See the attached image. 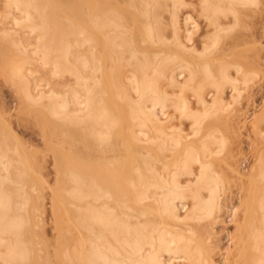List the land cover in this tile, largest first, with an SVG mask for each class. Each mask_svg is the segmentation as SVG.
<instances>
[{
	"label": "bare ground",
	"instance_id": "1",
	"mask_svg": "<svg viewBox=\"0 0 264 264\" xmlns=\"http://www.w3.org/2000/svg\"><path fill=\"white\" fill-rule=\"evenodd\" d=\"M2 2L0 74L74 157L54 155L59 236L42 262L45 198L33 200L32 152L0 104V264H216L211 238L234 182L223 166L244 197L230 259L264 264V107L247 172L215 124L264 72L254 41L241 46L264 0L63 2L77 21L65 9L67 20L51 18L59 0Z\"/></svg>",
	"mask_w": 264,
	"mask_h": 264
},
{
	"label": "rangeland",
	"instance_id": "2",
	"mask_svg": "<svg viewBox=\"0 0 264 264\" xmlns=\"http://www.w3.org/2000/svg\"><path fill=\"white\" fill-rule=\"evenodd\" d=\"M2 1L0 2V10H1L0 12L4 11L3 10L4 9V4H3L4 2H2ZM65 1H68V0H62V1L59 0V7L61 5L60 8H62L63 12L59 9V7H57V9H59L60 12H59V10H56V8H53L50 11V16L52 15L51 18L54 17V19H56L59 17L58 20L64 21V19H61L60 16H62L64 14V9H65V11L67 10L68 5L65 6V3H63ZM71 1H73V0H71ZM84 2H85V4H87L86 3L87 0H84ZM86 7H87V5H83L84 9H86ZM262 8L264 9V7H262ZM54 9H55V11H53ZM68 9H69V7H68ZM70 10H71V8H70ZM70 10L66 11V14H68V16L74 17L73 19L76 18L75 19L76 21H77V19H82L83 14L81 16L80 15L77 16L74 13V15H73V11L71 10V12H70ZM83 11H85V10H82V12ZM261 11H262V13H261L262 17H261V15L256 13L255 17L252 16L253 18L250 19L253 21V22H251L250 25H252V26H250V27H255L252 29L250 28V30H251L250 32H252L251 37L253 39L252 38L251 39L246 38V43L241 45V46H243V48L245 49L244 45L254 41V44L251 43L249 45L252 46V44H253V46H254L256 44V46H258V47H255V48L256 49L260 48L259 53L261 52L260 53L261 58H262L261 62L263 65L264 64V58H263L264 57V10H260V12ZM54 12L59 13L58 15L55 13V15L57 17L54 15ZM64 15H63V17L67 18V16L66 15L64 16ZM72 17H70V18H72ZM66 22H64V23H66ZM253 32L255 33L254 37H253ZM31 40L33 41L34 39H31ZM247 41H248V43H247ZM256 41H257V43H255ZM258 41L261 43H258ZM257 44H259V45H257ZM251 46H249L250 49H252ZM246 47L249 48L247 45H246ZM238 48H242V47H238ZM243 48L240 49L239 52L242 50V51L248 53L247 48H246V51L243 50ZM253 49L250 50L249 53L254 51ZM35 65L38 66V67H36L37 69L40 68L38 70L42 69V72H43V73L41 71L38 72V74H37L38 76H39V73L43 74L42 77H44V75H46V78L50 76V74L48 73L49 70L47 67H45V69L43 70V68L41 67L42 65L40 66L39 63H35L34 67H35ZM263 68H264V65H263ZM263 74H264V72H263ZM263 74L260 76V78L257 79V81H255L256 83H251L245 87V91H244V95L241 99L242 100L241 103H238V104L232 103V106L230 107V109L227 112L228 117L225 118V120L228 118L227 119L228 121H226V123H225V120L222 119L223 121L218 120V122L215 123V124L221 123L220 125L222 127L220 125L219 126L222 128L224 134L227 135L229 138L228 139V145L230 146V151L232 149V153L234 152L233 153L234 158H232V159H235V160H233L234 161L233 164H235L234 166H239V164H240V166L238 168L240 169V167H241V169H243L242 171H244V169H246L245 172H247V169L250 168L251 165L253 164L252 162H254L255 157H253V156H255V155H252V154L256 153V150H259V148H258L259 145L262 147V144H263L260 142L261 139L257 135H256V137H258L260 139L259 145L257 146L256 142H253V140L256 137H254V139H252L253 136H255L254 135L255 133L253 134L252 133L253 131H251V129H252V125H251L252 122L251 121H253L255 116H258L260 114V112H262L264 110L263 109V107H264V75ZM3 78H4L3 75H1L0 76V104L4 106L6 112H9V115L11 114L10 115L11 116L10 121H11V124H12V127L14 129L16 137H18L21 140H24L25 143L27 142L26 143V145L28 146L27 148L30 151V153L32 152L31 153V157H32L31 162H32L33 169H34V167H36L35 168L36 170L34 169V173L36 175L34 173L32 174V176H31L32 179L30 180V182L33 184L35 183L33 187H35V189H37L39 187V190L37 189L36 191L35 190L33 192L31 191V193H33L32 195L34 197L33 198L34 201H38V199H40V202H42V201L44 202V204L42 202V205H44L43 210H45V211L43 212L44 215L41 218L42 219L41 220L42 222L40 223L41 228L37 229L38 234L37 235L35 234L33 236V239H34V241H35V239H37V240L39 239V241L36 240V242L39 244H40V242L42 243V241L44 239H45L44 241L47 242V244H46L43 241L44 244L46 245V247H44L45 246L44 244L43 245L40 244L41 247H39V245L36 246V247H38L37 252H40L42 249H44V250H42L44 252L41 251L42 254L40 253L42 256L41 257L42 262L44 260H46L45 256L47 255L48 252L50 255V256L47 255V256H49L48 260H53V259H55V258H53V256H55V255H53V253L55 254V252H56L55 247H57V246L54 247L56 242H53V241L57 240L56 238H58V236H59V228H56L57 227V225H56L57 221L55 219L56 216L55 217L53 216L55 213L53 210L54 208L52 207L55 204V202L53 201L55 199H52L55 197V196H53V194L55 195L54 191L58 189V187H57L58 185L56 182L58 180L57 179L58 177H57V169L55 166V164H56L55 161L57 160V158L61 157V155L64 156V151L62 152V150H65V149H68L67 151L65 150V156H64L65 158L64 159L67 158L66 161L70 162L69 157H71V156L74 157V155L72 153L68 152L69 147H65L63 149L61 147V144L59 143V139H57V138L54 139L55 137L58 136L57 134H59V130H58V128H56L55 130L51 129V128H54V126L52 125L53 124L52 121L47 120V122L52 123L51 124L52 127H50V125L46 122L45 119L37 118V116H35L34 112H31L30 115H27V116L23 115L21 113V109H20V105H19V101H18L19 99H18L16 92H14V90L11 89V87L4 81ZM49 78L52 79L53 77H49ZM56 78L53 79L52 81L57 83L58 81H56V80H59L58 79L59 77H56ZM66 79H67V81H66ZM66 79H65L66 82H70L68 79L71 80L72 78L69 77ZM72 81H71V83H72ZM53 82H52V84L55 85V83H53ZM229 90L230 89H228L226 92L227 96L230 95ZM1 105H0V107H1ZM4 108H0V109L4 110ZM6 108H8V109H6ZM180 120L181 119L178 120L176 118L173 120V123L176 122L175 124H177V125L179 123L181 126L184 127L183 129H185V130L190 128V126H189L190 123H188L187 120L186 121L184 120L183 123ZM44 121H45V125H44ZM46 123H47V125H46ZM180 125H178V126H180ZM44 128H45V130H44ZM50 129H51V134H52L51 136H50V131H49ZM56 130L58 131V133H56L57 132ZM52 131L55 133L53 134ZM250 133L252 134V138H250L251 136H249ZM48 134H49V136H48ZM52 136H55V137L51 138L52 140H49V137H52ZM58 138H59V136H58ZM48 141L51 142V144L54 146V148L50 146V142H48ZM256 141H257V138H256ZM47 142H48V144H47ZM252 142L255 143L254 147L256 146L255 147V148H257L256 150L254 147H252L253 146ZM58 146H59V148H58ZM57 148L60 150V153H59V150H57ZM228 149H229V147H228ZM234 149H235V151H234ZM253 151H255V152H253ZM57 153H59V155ZM70 154H71V156H69ZM54 155L56 156V160H55ZM235 155H236V157H235ZM53 156H54V158H53ZM73 157H71L72 158L71 161L73 160ZM252 157H253V161H252ZM250 162L252 164H250ZM223 164H220V165L223 166ZM38 165H40V166H38ZM224 165H226V164H224ZM223 167L225 169L226 168L227 169L225 170V169H223ZM223 167H222V169L227 171L231 180L234 179V182L232 181V184H231V181H230V184L232 186L230 189L227 190V193H226L227 195H225L226 197L223 198V199H225V201H223V204L225 203V205H224L223 210H222L221 215H220L221 220L218 219L219 220V221H217L218 223H216L214 225L215 226L214 228L216 230L214 229L215 232L213 231V233H215V234L212 235L213 238H211V241L213 244H218L219 246L216 245V247H218V248H216L215 245L211 244V242H210V244L213 245V248L214 247L216 248V249L214 248L215 250H213L214 252H212V253H214L213 256L217 262L216 264H233V261L230 258H232V251H233L234 243L237 240L236 234H238L237 233L238 232V229H237L238 228L237 227L238 221L241 220L240 216H242V218H243L242 213L244 214V212H242V208L244 210V207H242L243 206L242 202L244 200L243 199L244 197L241 196L243 194H240V192H241L240 191L241 188L239 189L240 184H238L239 182L234 177V173L228 169L229 168L228 166H223ZM38 172H40V173H38ZM39 178H41V179H39ZM42 178H43V180H42ZM45 179L49 182L45 181ZM44 182H46V183H44ZM230 184H229V187H230ZM37 185H38V187H37ZM48 185H49V187H48ZM31 186H32V184H31ZM50 186L54 190L52 188H50ZM237 186H239V187H237ZM34 192L36 194H34ZM51 192H53V193H51ZM39 193H40V195H39ZM239 194H240V196H238ZM43 195H44L45 199L41 201V199L43 198ZM51 196H53V197H51ZM240 197L243 200L240 199ZM228 207H229V209H228ZM234 212L237 214L236 216H234L235 215ZM55 228H56V230H55ZM35 236H37V237L34 238ZM51 240H52V242H51ZM213 240H214V242H213ZM216 241H218V242L216 243ZM37 243H36V245H37ZM42 246H43V248H42ZM40 248H42V249H40ZM47 249H48V251H46ZM40 254H38V255L40 256ZM51 255H53V256H51ZM230 261H232V262L230 263Z\"/></svg>",
	"mask_w": 264,
	"mask_h": 264
}]
</instances>
